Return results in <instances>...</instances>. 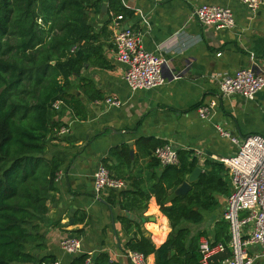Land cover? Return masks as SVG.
Wrapping results in <instances>:
<instances>
[{
    "label": "crops",
    "instance_id": "1",
    "mask_svg": "<svg viewBox=\"0 0 264 264\" xmlns=\"http://www.w3.org/2000/svg\"><path fill=\"white\" fill-rule=\"evenodd\" d=\"M110 1L102 0L98 12H89L88 24L95 39L84 49L86 61L79 75L70 80V94L83 104L86 119L79 120L70 110L59 109L55 119L65 125L68 133L53 135L48 144V157L58 159L62 165L57 191L40 225L44 249L35 254L52 257L60 264H70L76 256L60 248L62 240L76 230H83L79 236L82 253L91 259L98 253H107L111 264H130L125 245L135 237L136 229L127 231L121 219L138 225L136 237L149 239L155 247L161 246L171 232L154 198L146 211L137 213L121 210L120 199L109 198V190L95 195L93 178L103 162L129 191H149L161 166L156 165L154 154L144 155L136 145L139 140L154 139L175 150L192 151L204 172L206 163H219L221 158L236 153V146L222 138L217 127L239 140L250 135L264 137V88L253 100L238 95L222 98L218 94L226 76L242 69H264V7L252 12L240 0H116V5L133 14L117 22L110 11ZM201 5L229 9L235 27L216 30L201 25L194 16ZM125 28L140 33L144 49L165 60L162 86L135 92L128 88L126 67L117 61L113 42L114 35ZM108 97L118 99L121 105L115 108L95 104ZM211 102H215L211 118L200 119L198 107ZM123 145L129 148L130 163L126 166L109 156L112 149ZM221 168L228 195L219 218L207 224L204 221L206 214L220 206L219 199H215L217 205L202 212L200 224H182L189 229L191 238L200 236L198 242L204 238L212 243L219 241L216 235L225 222L223 214L232 184L228 170L226 173L223 165ZM81 217L84 220L77 221ZM249 232L250 227L244 230L245 239ZM227 236L229 227L221 232L220 240ZM248 251L258 257L253 264H264L259 246L252 245ZM146 263L154 264V257L146 258Z\"/></svg>",
    "mask_w": 264,
    "mask_h": 264
},
{
    "label": "trees",
    "instance_id": "2",
    "mask_svg": "<svg viewBox=\"0 0 264 264\" xmlns=\"http://www.w3.org/2000/svg\"><path fill=\"white\" fill-rule=\"evenodd\" d=\"M116 2H109L113 19L121 22L133 16ZM101 4L102 0H0V264L55 261L35 254L44 249L40 225L57 191L56 178L62 165L48 157V144L54 130L65 126L55 119L59 111L67 109L79 120L86 119L83 104L70 94V80L79 75L86 61L84 49L95 39L88 14L91 10L98 12ZM56 102L61 104L59 111L53 108ZM136 145L145 156H152L166 143L142 139ZM176 152L179 164L161 167L149 191L110 190L109 198L120 199L121 210L137 213L146 211L154 198L171 228L165 242L155 247L149 239L136 237L138 225L121 219L127 231L136 229L135 237L125 245L126 254L153 256L154 264H199L200 236L191 238L182 224H200L202 212L217 205L214 194L226 191L222 164L206 163L208 167L190 191L175 196L185 176L199 165L192 151ZM109 156L122 166L130 163L125 145L112 149ZM108 202L114 205L112 199ZM224 223L219 224L222 227L216 243L229 241L228 236L220 240L221 232L228 228ZM82 233L76 230L69 234L79 238ZM227 257L228 253L219 255L210 264H221ZM109 258L107 253H98L92 259L82 253L73 256L70 264H87L89 259V264H111Z\"/></svg>",
    "mask_w": 264,
    "mask_h": 264
},
{
    "label": "built area",
    "instance_id": "3",
    "mask_svg": "<svg viewBox=\"0 0 264 264\" xmlns=\"http://www.w3.org/2000/svg\"><path fill=\"white\" fill-rule=\"evenodd\" d=\"M249 11L264 7V0H240ZM194 16L203 26L216 30H231L235 27L233 13L227 8L213 5L199 6ZM116 59L125 65V82L132 91L151 90L164 84L162 75L165 60L144 49L141 35L131 28L119 31L113 38ZM264 88V69L255 72L251 69L236 71L232 76H226L219 85V97L228 98L238 95L246 100H253L256 94ZM102 103L105 107H119L121 102L108 97L95 104ZM60 102L53 108L58 111ZM215 102L198 107L200 119L209 120L214 110ZM222 138L230 139L236 146V153L231 157L221 158L219 163L226 167L231 178L232 189L226 201L223 220L229 227V241L212 243L207 239L199 242V264H210L213 258L229 254L222 264H253L258 258L249 254V248L257 245L261 248L260 256L264 258V137L250 135L241 140L233 138L228 131L217 127ZM68 133L66 127L54 130L55 136ZM161 167L177 166V152L168 145L158 147L153 152ZM59 173L57 179H59ZM126 183L114 178L107 168L99 166L93 178V191L98 197L107 190L123 191ZM250 227L247 239L244 230ZM61 250L68 255L82 253L81 240L78 237H66L60 244ZM130 264H147L146 258L138 252L126 254ZM88 263V262H87ZM49 264H60L53 261Z\"/></svg>",
    "mask_w": 264,
    "mask_h": 264
},
{
    "label": "water",
    "instance_id": "4",
    "mask_svg": "<svg viewBox=\"0 0 264 264\" xmlns=\"http://www.w3.org/2000/svg\"><path fill=\"white\" fill-rule=\"evenodd\" d=\"M130 155H132V152H130ZM202 173H203V168L201 166H198L190 175H186L183 183L175 190L174 192L175 196L186 195L188 191H190L191 189L190 185L196 182Z\"/></svg>",
    "mask_w": 264,
    "mask_h": 264
},
{
    "label": "rangeland",
    "instance_id": "5",
    "mask_svg": "<svg viewBox=\"0 0 264 264\" xmlns=\"http://www.w3.org/2000/svg\"><path fill=\"white\" fill-rule=\"evenodd\" d=\"M223 172H226V173H227V170H226V167H225V166H223ZM227 188H228V187H227V185H226V183H225V189H226V191H220V192H216V193L214 194L215 199H216V200L219 199V201H220V206L217 207L215 210L211 211L212 213H208V214H206V216H205V220H204V221H205V224L211 222L212 219L214 220V219L219 218V213L221 212L222 205L224 204L223 200L226 199V196L228 195ZM219 194H220V196H219ZM221 197H222V198H221ZM223 197H224V198H223ZM212 222H213V221H212ZM202 234L205 235V233H202Z\"/></svg>",
    "mask_w": 264,
    "mask_h": 264
}]
</instances>
